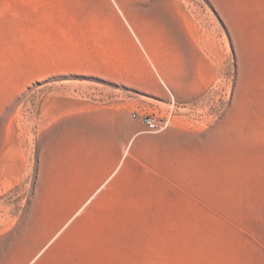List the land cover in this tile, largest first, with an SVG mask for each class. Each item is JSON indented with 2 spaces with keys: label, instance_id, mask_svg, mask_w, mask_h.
<instances>
[{
  "label": "rangeland",
  "instance_id": "rangeland-1",
  "mask_svg": "<svg viewBox=\"0 0 264 264\" xmlns=\"http://www.w3.org/2000/svg\"><path fill=\"white\" fill-rule=\"evenodd\" d=\"M0 264H264V0H0Z\"/></svg>",
  "mask_w": 264,
  "mask_h": 264
},
{
  "label": "built area",
  "instance_id": "built-area-1",
  "mask_svg": "<svg viewBox=\"0 0 264 264\" xmlns=\"http://www.w3.org/2000/svg\"><path fill=\"white\" fill-rule=\"evenodd\" d=\"M143 123L147 126L149 132L151 133H159L163 129L158 121L152 116H146L143 119Z\"/></svg>",
  "mask_w": 264,
  "mask_h": 264
}]
</instances>
